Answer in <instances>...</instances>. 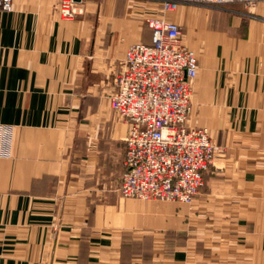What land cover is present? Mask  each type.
I'll return each instance as SVG.
<instances>
[{"label":"crops","instance_id":"crops-1","mask_svg":"<svg viewBox=\"0 0 264 264\" xmlns=\"http://www.w3.org/2000/svg\"><path fill=\"white\" fill-rule=\"evenodd\" d=\"M15 0L0 11V264H264V1L253 16L165 15L198 55L190 127L225 147L192 204L118 189L128 125L109 96L127 49L152 45L157 0Z\"/></svg>","mask_w":264,"mask_h":264},{"label":"built area","instance_id":"built-area-1","mask_svg":"<svg viewBox=\"0 0 264 264\" xmlns=\"http://www.w3.org/2000/svg\"><path fill=\"white\" fill-rule=\"evenodd\" d=\"M15 0H0V11ZM162 17H151L152 45H131L113 82L110 107L128 125L120 194L142 201L192 204L205 185V174L224 153L205 128L188 124L198 78V55L183 28L167 20L180 6L225 9L235 3L252 9L264 0H157ZM81 0H59V14L71 20ZM14 127L0 124V158L13 154Z\"/></svg>","mask_w":264,"mask_h":264},{"label":"rangeland","instance_id":"rangeland-1","mask_svg":"<svg viewBox=\"0 0 264 264\" xmlns=\"http://www.w3.org/2000/svg\"><path fill=\"white\" fill-rule=\"evenodd\" d=\"M262 2V1H261ZM258 4V3H257ZM256 6L257 5H255V7H253L252 9H246L245 7H243L241 4H239V3H235V4H231V5H229V10H230V7H238L239 8V10H235V14H239V15H242V16H253L254 15V10H255V8H256ZM208 8H212V9H217V8H215V7H208ZM218 10V9H217ZM192 49V48H191ZM209 131V130H208ZM211 134V133H210ZM211 136H212V134H211ZM212 138H213V136H212ZM213 141L216 143V145L219 147V149L222 151V153L224 152L225 153V147H222V146H220L217 142H216V140L213 138ZM223 153V154H224ZM222 154V155H223ZM221 155V156H222ZM214 166V165H213ZM212 166V167H213ZM211 169V168H210ZM210 169H209V171H210ZM208 171V172H209ZM208 172L205 174V184H206V175L208 174ZM205 186V185H204ZM203 186V187H204ZM202 190V189H201ZM200 193H201V191H200ZM199 193V194H200ZM163 202H167V201H163ZM169 202V201H168ZM171 202V201H170ZM175 203H177V202H175ZM178 203H180V202H178ZM183 204H185V203H183Z\"/></svg>","mask_w":264,"mask_h":264}]
</instances>
